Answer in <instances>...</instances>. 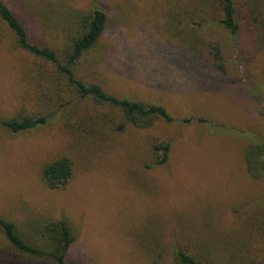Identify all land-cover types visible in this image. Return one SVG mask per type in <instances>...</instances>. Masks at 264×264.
Returning a JSON list of instances; mask_svg holds the SVG:
<instances>
[{
	"label": "rangeland",
	"instance_id": "obj_1",
	"mask_svg": "<svg viewBox=\"0 0 264 264\" xmlns=\"http://www.w3.org/2000/svg\"><path fill=\"white\" fill-rule=\"evenodd\" d=\"M26 1L61 60L72 13L101 6L107 26L75 75L117 97L160 103L174 121L118 130L119 114L108 124L106 105L79 97L0 24V120L47 116L17 133L0 125V218L42 247V226L63 218L74 236L68 264H168L189 239L208 246L211 264H264V177L253 178L243 157L249 138H264V0H232L247 17L240 35L219 22L220 0ZM81 115L105 118L103 132L84 133ZM155 140L170 142L168 160L148 167ZM60 156L72 175L50 189L41 169ZM0 264L52 263L16 252L0 229Z\"/></svg>",
	"mask_w": 264,
	"mask_h": 264
},
{
	"label": "trees",
	"instance_id": "obj_2",
	"mask_svg": "<svg viewBox=\"0 0 264 264\" xmlns=\"http://www.w3.org/2000/svg\"><path fill=\"white\" fill-rule=\"evenodd\" d=\"M14 4L11 7L8 0H0V24L11 34L15 46L32 57L50 63L55 71L65 79L67 86L79 97H89L101 105H106L109 114L104 115L108 124H110L109 121L115 120L113 111L117 113L116 116L118 114L120 116L121 121L116 126L118 130L124 129L126 125L147 129L159 120L167 123L174 121V118L160 103H145L126 96L117 97L104 91L98 84H87L75 75V65L78 64L86 52L95 46L107 26L108 17L101 6L94 3L87 12L75 11V13H72V22L69 25L67 24L68 39L61 60L54 48L45 42L41 36L45 23L38 12L33 11L26 0H14ZM220 5L222 15L219 22L222 26L232 35H240L244 31L248 33L244 28V30H241V27L244 26L242 24L247 21V17L234 7L233 1L220 0ZM171 14L173 15V12ZM175 14L179 17L186 14L191 26L204 27L205 25V22L199 21L197 23L196 19L187 12L176 11ZM259 25L261 30L264 31V25L263 27L261 23ZM262 35L264 39V34ZM195 42L200 43V49H197V52L201 54V39L197 37ZM206 48L211 53V57L222 65L219 51L210 46ZM259 116L264 121V102ZM78 118L77 124L80 128H83L84 133L101 134L103 132L99 122L105 123L106 121L100 115H81ZM185 120L188 121V119ZM197 121L206 122L202 119ZM46 122L47 116L45 115H22L1 119L0 125L9 132L17 133L31 130ZM212 129L215 133L214 127ZM249 139L250 144L245 148L243 155L245 167L253 178H262L264 177V138L256 139L253 136ZM151 152L153 163L148 167L166 164L170 152V142L153 141ZM71 175L72 163L65 156L55 158L41 169L42 179L50 189L63 187ZM0 229L10 246L21 255H25L32 260L50 261L52 264H68L67 254L74 241V236L70 226L63 218L50 220L42 226L40 231H42L45 238L44 247L25 241L17 232L14 222L0 218ZM152 235L155 238L156 234ZM209 251L208 246L201 244V241L189 239V241H186L185 246L180 245L173 250L172 261L168 264H211L208 262Z\"/></svg>",
	"mask_w": 264,
	"mask_h": 264
}]
</instances>
